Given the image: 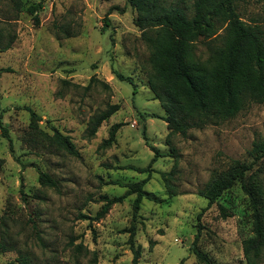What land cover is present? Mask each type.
<instances>
[{
    "label": "rangeland",
    "instance_id": "1",
    "mask_svg": "<svg viewBox=\"0 0 264 264\" xmlns=\"http://www.w3.org/2000/svg\"><path fill=\"white\" fill-rule=\"evenodd\" d=\"M162 1L189 10L194 0ZM35 4L38 23L28 10ZM237 9L249 22L262 15L257 0L239 1ZM136 15L127 0H0V49L12 40L0 50V123L11 138L0 128V239L12 247L0 250V264H19V255L32 264H205L190 249L199 226L198 246L212 264H247L249 192L238 181L209 205L198 190L241 160L251 164L245 179L264 207V156L255 159L253 150L264 140V102L186 135L171 132L147 84L149 48ZM110 104L119 109L88 136L90 118ZM29 107L40 120L32 121ZM116 124L114 140L103 146ZM54 127L71 137L77 154L52 141ZM152 146L162 155L150 164ZM173 168L174 193L161 174ZM40 172L57 186L42 184ZM145 178L135 263V193L99 220L81 213L94 216L103 196H121Z\"/></svg>",
    "mask_w": 264,
    "mask_h": 264
},
{
    "label": "trees",
    "instance_id": "2",
    "mask_svg": "<svg viewBox=\"0 0 264 264\" xmlns=\"http://www.w3.org/2000/svg\"><path fill=\"white\" fill-rule=\"evenodd\" d=\"M239 1L244 0H194L187 10L162 0H127L136 10L135 24L149 48L147 84L154 98L161 102L166 113L163 119L168 122L171 132L186 135L192 127L219 124L235 117L251 104L264 102V0H257L262 5V15L253 22L241 17L237 9ZM16 4L19 5V1ZM39 6L35 4L28 7L37 23ZM66 33L70 36L69 32ZM199 40L205 44L204 51H199ZM11 41L0 50L8 49ZM113 73L119 79L133 83L130 76L115 69ZM27 109L33 122L41 119L33 109ZM118 109L119 104H110L93 115L87 128L88 136H94L102 122ZM118 126L116 124L112 128L103 146L111 145ZM0 128L2 134L11 141L7 127L0 123ZM143 135L147 139L144 129ZM51 139L67 152L78 153L71 137L55 127ZM152 149L155 155L150 164L162 155L156 147L152 146ZM253 150L255 159L262 158L264 140L255 141ZM173 156H177L176 152ZM250 167L251 164L234 160V164L225 172L213 173L198 192L208 199L209 205L238 181L249 192L251 234L242 241L243 255L247 264H261L264 262V207L258 200L255 186L246 182V172ZM149 169L150 165L139 170ZM175 171L173 168L161 173L172 193ZM39 180L44 185L57 186V181L46 172H40ZM147 180L145 178L130 184V188L121 196H103L105 203L94 216L81 213L84 219L99 220L108 213L113 203L135 193L129 229V244L135 263L139 255L134 242L136 222L142 200L147 197L144 189ZM199 236L200 226L190 249L201 262L212 264L198 246ZM10 247L0 239L1 251H8ZM76 247L80 250L82 243ZM15 260L19 264H32L26 255H19Z\"/></svg>",
    "mask_w": 264,
    "mask_h": 264
}]
</instances>
